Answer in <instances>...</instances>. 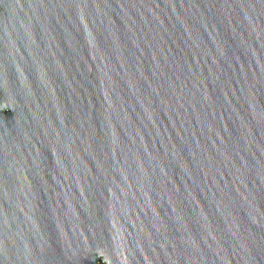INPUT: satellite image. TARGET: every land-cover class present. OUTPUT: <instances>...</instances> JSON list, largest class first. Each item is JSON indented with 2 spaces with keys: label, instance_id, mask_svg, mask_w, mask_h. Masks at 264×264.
Instances as JSON below:
<instances>
[{
  "label": "water",
  "instance_id": "95a60500",
  "mask_svg": "<svg viewBox=\"0 0 264 264\" xmlns=\"http://www.w3.org/2000/svg\"><path fill=\"white\" fill-rule=\"evenodd\" d=\"M0 264H264V0H0Z\"/></svg>",
  "mask_w": 264,
  "mask_h": 264
}]
</instances>
